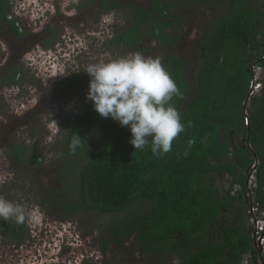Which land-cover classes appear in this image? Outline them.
<instances>
[{"label":"trees","instance_id":"16d2710c","mask_svg":"<svg viewBox=\"0 0 264 264\" xmlns=\"http://www.w3.org/2000/svg\"><path fill=\"white\" fill-rule=\"evenodd\" d=\"M148 1V7H124L113 0H96L103 9H126L128 25L113 44H124L127 50L142 54L149 52L145 43L170 48L162 64L183 94V99L174 97L171 103L180 112L185 131L166 154H153L150 145L139 150L130 143V127L101 117L88 99L63 125L60 162L83 154L88 135L97 127L107 128L109 134L76 171L77 202L59 203V192L44 184L39 198L49 206L48 214L58 220L62 214H116L147 204L112 229L116 241L136 234L141 254L157 255L159 259L176 257L180 264H243L248 254L257 258L254 244L244 231L246 212L242 206L249 208L250 200L244 193L252 191L254 204L264 212V0ZM187 7L222 9L199 37L201 57L193 82L187 77L186 62L176 51L183 39L181 27L187 20L180 11ZM2 10L0 1V25L7 20ZM13 29L19 35L18 29ZM257 67L263 70L258 81L262 89L250 97L245 112ZM7 72L0 77L1 88L18 85L26 70L15 65ZM90 79L85 73L73 75L60 81L55 92L76 98L87 92ZM74 133L83 143L70 154ZM5 154L21 167L41 165L42 157L30 156L25 144L7 146ZM255 157L259 165L253 181L256 189H251L248 177ZM223 174L230 178L225 198L219 195V186L213 180ZM235 187L239 190L232 195ZM225 212L236 215L223 220ZM29 234L27 218L23 224L0 218V235L12 242H24Z\"/></svg>","mask_w":264,"mask_h":264},{"label":"rangeland","instance_id":"374dc122","mask_svg":"<svg viewBox=\"0 0 264 264\" xmlns=\"http://www.w3.org/2000/svg\"><path fill=\"white\" fill-rule=\"evenodd\" d=\"M42 1L43 3L39 2L43 6L47 2L53 3L52 0ZM126 1L139 7L149 6L148 0ZM79 2L80 0H60L59 15L61 10L63 13L66 12L70 19L73 18L75 16L73 8ZM36 9L39 11L41 8ZM46 9L45 6L44 10ZM124 10L126 13V9ZM33 12L31 16L25 14L23 18L18 17V21L20 24L30 25L31 28H27L35 32L42 31L48 22L56 19V15L51 19L49 16L51 13H48L45 15L48 18L44 22L43 11L39 15ZM221 12V8L215 10L209 7L194 9L187 7L180 11L181 17L187 20L181 27L183 39L176 46V51L187 64V77L191 82L201 57L197 50L199 37L208 23ZM123 18L124 12L111 13L106 16V27L102 22H98L93 30L86 31H78L73 27L77 22L71 21L65 25V29L59 34V41L51 51L44 52L35 44V47L25 53L24 61L23 58L16 60L19 53L15 50L13 52V48L19 49L17 45L23 41L8 32L0 33V76L9 65H20L26 70L18 85L0 89V175L10 174L7 183L0 186V194L10 201L26 206L30 232L29 238L19 244L0 235V264H180L176 257L159 259L157 255L141 254L136 234L124 238L122 242L116 241L113 236L112 229L117 224L147 204L134 205L116 214L83 211L65 215L59 212L63 217L58 220L48 214L49 206L41 203L39 198L42 188L49 186L55 192H59V195L56 192L59 203H76L78 197L76 171L82 162L107 140L109 134L107 128L97 127L88 135V145L83 154L61 163L63 154L59 142L64 137L63 125L69 116L88 102V92L69 99L56 95L55 88L58 83L77 73H87L85 69L89 64L102 59L107 61L139 53L146 58H159L163 61L170 49L158 43H145V48L149 50L147 54L135 50H126L124 53L121 49L115 48L108 52V36L115 34L113 26L121 21L124 23ZM126 21L128 25L127 18ZM97 27L103 29L97 30ZM35 32L29 35L32 37ZM255 76L260 80L262 71L257 70ZM261 89H258L256 94ZM54 121L61 128L55 135ZM16 143L25 144L30 156L40 155L41 165L29 169L28 166L21 167L8 160L5 148ZM213 180L219 186V195L223 198L228 196L229 176L218 175ZM251 180L253 181L252 176L249 178V181ZM238 190L239 188L235 187L231 194H237ZM242 207L250 214V209ZM246 213V225L249 224L247 227L253 230V218H248ZM235 215L236 213L225 212L222 219H232Z\"/></svg>","mask_w":264,"mask_h":264},{"label":"clouds","instance_id":"9594fccd","mask_svg":"<svg viewBox=\"0 0 264 264\" xmlns=\"http://www.w3.org/2000/svg\"><path fill=\"white\" fill-rule=\"evenodd\" d=\"M85 71L91 77L87 99L94 103L101 117H111L121 126L130 127V143L136 149L144 150L150 145L155 155L172 150L173 142L185 131V125L171 102L174 97L183 99V94L161 59L135 53L107 61L102 59L89 64ZM54 123L55 135L61 128ZM82 143L74 133L70 154H75ZM9 178L10 174L0 175V186ZM26 212L25 205L0 194V218L15 219L16 223L23 224Z\"/></svg>","mask_w":264,"mask_h":264},{"label":"flooded vegetation","instance_id":"af4514ba","mask_svg":"<svg viewBox=\"0 0 264 264\" xmlns=\"http://www.w3.org/2000/svg\"><path fill=\"white\" fill-rule=\"evenodd\" d=\"M0 1L2 2V8H3L2 15L6 16V18H7L6 21L1 22L0 33L8 32L11 35H13L14 37L20 38V40L23 41L22 43L17 45V48H19V49L16 50V48L15 49L13 48V52L15 50L16 53L17 52L19 53L18 55H16V60L23 58V61H24V58L26 57L25 53L29 52L33 47H35L34 46L35 44H37L38 47L42 48V50H44V52L45 51H51L53 49V47L55 46V44L60 39L59 34L61 33V31H63L65 29V25H68V23L71 21L77 22L75 25H73V27L77 28L78 31L93 30V28L95 27V24L98 22H102V25L104 27H106V25H107L106 16L110 15L111 13L115 14L118 11L124 12V18H123L124 23H122V21H121L118 24H115L113 26V30H114L115 34L113 36H108V39H109L108 45H107L108 52L111 51V48L121 49V52H124V53L127 50L124 44L117 45V44L112 43V41L118 35L117 33L122 32L127 27V21H126L127 15L125 13L124 8H117L114 10L103 9L102 4L100 2H96V0H80V2L76 4V7L73 8L75 11V16L70 19V16L66 15L65 14L66 12L63 13L61 10H60V15H59V1L60 0H55V3H54V0H52L53 3L47 2V3H44V6L42 4H40V2H39V1H41L43 3L42 0H0ZM113 1L118 2L119 4L123 5L124 7H127L129 5L137 6L134 4L127 3L126 0H113ZM45 6L47 7L46 11L44 10ZM36 8H38V9L41 8V9H39V11H38ZM33 11H35L36 12L35 14H37V15H39L41 13V11H43V13H42L43 17H45V15H48V13H51V15H49L50 18L54 19L55 15H56V19H54L53 22H48L42 31L35 32L31 29H28V28H31L30 25H27V24L23 25V24H20L18 21V17L23 18V17H25V14H27L26 16H31L34 13ZM68 12H70V11L68 10ZM0 13H1V11H0ZM64 17H66V19ZM47 18H48V16H46L43 19L44 22L46 21ZM12 23H14V26ZM13 27L18 29L19 35L15 34V30L13 29ZM100 29H103V28H100ZM100 29H98V27H97V30H100ZM34 32L36 34H33V36L31 37L29 34L34 33ZM97 32H99V31H97ZM104 32H105V30H104ZM107 34H108V32H107ZM51 42H52V44L53 43L54 44L49 46V44ZM13 66H15V65L7 66L4 69L3 74L4 75L8 74L7 71L10 68H12ZM81 74H83V73H77L75 75H81ZM85 74L88 75V73H85ZM58 85H59V83H58ZM0 89H1V87H0ZM88 91H89V88H88L87 92ZM56 95L64 96V95H60L57 93H56ZM248 185H250L249 177H248ZM250 186H251L250 187L251 189H256L255 185H253V182ZM244 197L245 198L249 197V199H251V198L253 199V192L249 191L248 194L244 193ZM248 201H249V208L248 209H250V214L252 215V213H251L252 212L251 211L252 205L250 203V200H248ZM246 211L248 212L247 209H246ZM250 214L246 213V216L248 218L253 217ZM246 220H244L245 224H246ZM248 225L249 224L245 225L244 231L248 232V234H249V236H250V238L254 244V247H255L256 236L253 233L254 228L252 230L251 228L247 227ZM255 249H256V247H255ZM256 254H257V258L254 255H249V254L246 255L244 257L243 264H245V262H247V264H250V258L252 259V264H258L259 253L256 251Z\"/></svg>","mask_w":264,"mask_h":264},{"label":"built area","instance_id":"2783aa9c","mask_svg":"<svg viewBox=\"0 0 264 264\" xmlns=\"http://www.w3.org/2000/svg\"><path fill=\"white\" fill-rule=\"evenodd\" d=\"M257 70H260V71L263 72L261 67L254 68L255 86H254L253 96L256 95V91L258 89L262 88V85L258 82L259 80H257V78L255 76ZM246 123H247V120H246ZM255 173H256V170L253 171V173L251 175L253 177V180L255 179V177H254ZM252 182L253 181L251 180L250 181V185L252 184ZM250 185H249V187H251ZM263 192H264V188H263ZM251 211H252L251 213H252V216H253L252 218H253V221H254L253 233L256 236V245H255V247H256V251L259 253L258 264H264V212H261L259 206L258 205H254V202H253V205L251 207ZM245 264H247V262H245Z\"/></svg>","mask_w":264,"mask_h":264},{"label":"water","instance_id":"95a60500","mask_svg":"<svg viewBox=\"0 0 264 264\" xmlns=\"http://www.w3.org/2000/svg\"><path fill=\"white\" fill-rule=\"evenodd\" d=\"M254 86H255V78L253 77L252 85H251L250 90H249L248 99H247V101H246L245 104H244V110H245V112H246V108H247V106H248V102H249V100H250V97L253 96ZM246 114H247V113H246ZM246 120H247V125H249V119H248V116H247ZM246 143H247L248 147L251 148L249 138L246 139ZM251 149H252V148H251ZM258 165H259V160H258L257 157H255V162H254V164H253L252 171H251L250 174H249V178H250V176L252 175L253 171H255V170L258 168ZM250 203H251V205H253V200H252V199H250Z\"/></svg>","mask_w":264,"mask_h":264}]
</instances>
